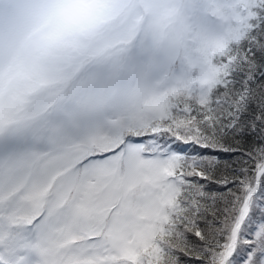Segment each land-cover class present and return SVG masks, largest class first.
Here are the masks:
<instances>
[{
	"label": "snow or ice",
	"instance_id": "1",
	"mask_svg": "<svg viewBox=\"0 0 264 264\" xmlns=\"http://www.w3.org/2000/svg\"><path fill=\"white\" fill-rule=\"evenodd\" d=\"M0 264H264V0H0Z\"/></svg>",
	"mask_w": 264,
	"mask_h": 264
}]
</instances>
